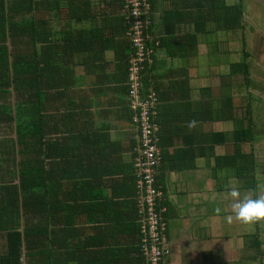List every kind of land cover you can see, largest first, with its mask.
Wrapping results in <instances>:
<instances>
[{"label": "crops", "instance_id": "obj_1", "mask_svg": "<svg viewBox=\"0 0 264 264\" xmlns=\"http://www.w3.org/2000/svg\"><path fill=\"white\" fill-rule=\"evenodd\" d=\"M36 1L38 0H33L34 3ZM76 1L79 3L81 0ZM88 1L91 2L89 17H84L82 21L68 19L65 4L61 11L63 18L50 17L52 13L49 12L48 16H42L51 21L54 28L67 21L74 28L76 36L92 34L91 31L96 30L98 32L103 18H113V21L105 23L109 31L113 24L117 28L114 30L115 36L107 39L110 44L105 47L106 61L103 69L97 70L95 65L89 68L88 55L75 51L76 63L72 66V74L59 80L62 86L66 84V80L71 79L69 86L54 87V79L50 82L45 79L42 81L43 92L39 95L40 98L34 99V102L40 101L52 138H58L61 134V138L66 135L73 137L61 141L62 145H57L58 150L63 148L74 154L46 163L48 175L53 179H62L65 191L60 194L64 198L59 199L55 205L48 206L39 220L42 222L43 233V244L39 250L42 251V264H140L138 244L142 234L137 228V223L140 226L137 193L120 194L121 191L133 189L128 176L134 169V147L137 143V128L129 119L128 96L122 93L127 72L120 62L122 57L118 58L127 51H123L125 48L120 47V44L116 46V43L123 40L120 33L122 26L119 18L117 20L121 13L112 5L113 0ZM151 2V39L160 42L162 37L183 36L187 30H192L185 23V18H188V12L193 9L189 10L182 4H192L193 0ZM248 3L253 4V1L249 0ZM254 5L257 6L256 12L260 13V5L264 7V0H254ZM245 6L244 0V11ZM102 8L112 12L111 15H102ZM39 10L47 12L42 7ZM244 20L248 21L245 12ZM55 30L61 31L58 28ZM58 35L61 36V33ZM239 42L241 47L242 42ZM210 46L206 41L200 42L196 57L188 54L170 55L173 49L171 46L157 47L152 53L155 64L152 82L157 83L163 92L159 104L165 108L164 111L161 110L164 117L160 126L161 137L167 144L165 157L162 156L160 160L159 178L168 227L169 252L166 264H264V220L241 223L234 217L228 218L231 199L227 196V190L230 187H239L242 195H254V191L244 186L243 179L237 177L233 169L215 157L232 153L234 144L219 143L214 146L215 155L211 151L209 133L232 131L234 125L228 121L211 122L197 118L195 101L187 105L189 99H203L201 88L214 89L218 84H215L216 79H222L224 69L228 68V61L209 59L204 62L203 68V62L198 58L209 55L212 49ZM234 47L229 52H237ZM217 54L222 55L220 52ZM62 60L63 58L61 62ZM47 71L43 72L45 78L46 75L51 78L65 76V71H58L56 74ZM187 77L192 93L189 97H184L188 93L185 83ZM205 79H210L209 83ZM217 86L221 90L223 81ZM232 86L236 101V86L242 87V83L235 82ZM63 87L70 89L61 91ZM220 90L212 95L218 96ZM174 105L176 108L169 109ZM86 131L95 140L89 143V147L88 138L83 141L80 136L86 134ZM252 147L255 151L254 142L249 143L248 150H244V144L242 145L246 152ZM88 148H99V152L96 156L81 155L82 149L83 153H88ZM62 164H71V169L75 172L74 181L70 179L73 172L63 171ZM80 182L84 188L79 186ZM257 188L256 193H259V186ZM74 193L77 201L73 203L74 210L71 212L69 196ZM108 202L112 204L111 207L114 206V210L103 206ZM216 209L220 211L217 212ZM37 222L32 221L31 224ZM21 228L23 229V220ZM259 240L262 255L259 254ZM6 251L5 232L0 229V255ZM22 259L26 262L25 254Z\"/></svg>", "mask_w": 264, "mask_h": 264}, {"label": "trees", "instance_id": "obj_2", "mask_svg": "<svg viewBox=\"0 0 264 264\" xmlns=\"http://www.w3.org/2000/svg\"><path fill=\"white\" fill-rule=\"evenodd\" d=\"M52 1L38 0L34 3L33 0H0V229L5 232L7 241V251L0 255V264H21L24 254L27 264H42V251L39 249L43 244V233L42 222L39 220L48 206L51 207L59 199L64 198L60 194L65 191L62 179H53L48 175L46 163L49 160L55 161L74 156L73 152L57 148L58 144L62 145L61 141L73 139V137L66 135L61 138L63 136L61 134L58 138H52L50 130L47 128V121L43 117L40 101L34 102V99H37L43 92L42 81L47 79L50 82L54 79L53 86H60L62 83L59 80L67 78L74 70L72 66L76 63L75 51L88 55L89 68L95 65L97 70L103 69L106 61L105 47L110 44L107 39L110 36H115L114 30L117 28L116 24H111L112 28L109 31L108 27H105V23L113 21V18H103L98 32L97 30L91 31L92 34L87 33L86 35L78 33L79 37L76 36L74 28L67 21L60 24L59 27L55 26L61 30L57 32L54 31L52 22L43 17L37 18L36 15H31L32 17L28 19L23 16L17 17L21 14L32 13L34 8L42 7L45 11L52 13L50 17L63 18L61 11L64 4L68 9L66 14L68 19L82 21L84 17H89L88 8L91 6V2L88 0H81L79 3L76 0ZM112 5L121 13L117 16V20L119 18L122 26L120 33L123 40L116 43V46L120 44V47L124 46L125 48L123 51H127L118 58L122 57L120 62L124 64L127 72L122 93L128 96L129 119L134 123V110L130 106L128 77L129 58L135 52V48L131 44L130 37L126 34L128 26L122 13L124 1L113 0ZM182 6L188 7L189 10L193 9L188 12V18H185V23L191 26L192 30H187L183 36L162 37L160 42L157 39H151L150 35L148 46L152 47V53L157 47L171 46L173 49L170 51V55L188 54V56L196 57L198 44L202 42V38L209 39L214 51L220 52L222 55L227 52L229 55L233 53V51L229 52L231 49L229 47L234 41L242 42L241 60L240 58L237 61L227 60V70L229 71L227 74H223L222 79L225 76L230 79L223 81L220 94L214 96L211 87H203L200 92L202 95L204 94V98L189 99L187 105L189 106L195 101L197 118L211 122L218 120L232 122L234 125L232 131H211L209 133L211 151L215 155L214 146L216 144L233 142L234 151L232 153L215 155V157L219 162H224L228 168L233 169L237 177L243 179L244 186L252 189L255 195L259 183L255 151L253 147L248 152L242 149L244 143L253 144L256 134L250 97L252 77L249 58L251 54L246 46L247 27L249 28L250 25L248 21L244 20V0H193L192 4H182ZM100 13L109 16L112 12L102 8ZM58 33H61V36ZM227 44L229 45L228 51L225 48ZM128 50L130 54H128ZM151 60V62L145 63L141 77L145 88L152 86L158 97L161 98L163 92L160 91L157 83L153 84L152 82L155 77L152 74L155 66L153 54ZM44 70L54 74L58 71H65V76L59 75L58 78H51L46 75L45 78ZM238 76L243 79V85L247 89L246 95H241L242 98L247 99L248 105L244 114L239 113L241 110L235 102V94L232 92V85H234V81H237ZM65 83L62 86L68 87L71 79L66 80ZM185 83L188 93L184 97H189L192 87L188 84V77ZM48 85L51 86V84ZM65 87L61 91L70 89ZM237 97L240 95L237 94ZM174 108H176L175 105L169 107V109ZM164 109L163 105L158 103L156 121L159 125V143L163 158L166 154L167 144L161 137L160 126L161 123L163 124L164 117L161 110L164 111ZM80 136L83 141L88 138L87 147H89V143L95 142L89 131H86L84 135L80 134ZM137 145L138 140L134 147L133 157L136 155ZM86 152L88 153H83L82 149L81 155L96 156L99 148H88ZM72 167L74 166L72 165ZM61 169L69 173L74 171L71 169V164H62ZM74 173L70 178L72 181H74ZM128 179L131 185L133 184L132 191H121L120 194L132 192L135 195L137 193L135 166ZM79 186L84 188L81 182ZM69 199L72 207L70 211L73 212V203L77 201L75 193L69 196ZM111 205L110 202L107 205L103 204L107 209L114 210V206L111 207ZM164 214L166 216V213ZM22 220L23 229L21 228ZM32 221L38 222L31 224ZM137 228L140 231L138 223ZM139 240L140 264H144L146 259L140 248L141 238ZM258 246L259 254L262 255L260 240Z\"/></svg>", "mask_w": 264, "mask_h": 264}, {"label": "built area", "instance_id": "obj_3", "mask_svg": "<svg viewBox=\"0 0 264 264\" xmlns=\"http://www.w3.org/2000/svg\"><path fill=\"white\" fill-rule=\"evenodd\" d=\"M126 33L135 52L129 59V97L134 110L138 145L134 157L137 208L141 230L140 248L145 264H166L168 255L166 207L159 181L161 146L156 121L159 97L152 86L145 88L141 72L151 62L152 47L148 46L152 24L151 0H123ZM148 42V43H147ZM21 264H26L22 259Z\"/></svg>", "mask_w": 264, "mask_h": 264}, {"label": "rangeland", "instance_id": "obj_4", "mask_svg": "<svg viewBox=\"0 0 264 264\" xmlns=\"http://www.w3.org/2000/svg\"><path fill=\"white\" fill-rule=\"evenodd\" d=\"M249 0H245L246 6H245V16L248 19L250 27H247V33H246V43H247V49L250 52V67H251V77H252V85L250 87L251 91V108L253 110V123L255 128V140H254V146H255V152L257 157V174H258V186H259V192H264V7L260 5L261 12H256V5L248 3ZM254 9V10H253ZM33 15H36L37 17H42L43 15L48 16L47 12H40L39 9H36L32 14L31 13H25L18 15L17 17L20 18V16H23L25 18H31ZM210 39L212 37H209ZM202 41H206L208 44H210L209 39L202 38ZM239 41H234V43L229 48H236L237 52H233L230 55L224 54L219 55L214 51L213 46L210 51L209 55H202L199 56L198 60L203 62V68L205 67L204 62H206L208 59L210 61H220L224 62L227 60H234L237 61L241 57V51L242 48L239 46ZM228 44L227 50L223 48L224 50L228 51ZM230 49V50H231ZM241 60V59H240ZM207 66V65H206ZM206 69V68H205ZM223 71V70H222ZM225 74L228 73L229 70H225ZM219 78V77H218ZM216 79L217 82L215 84L222 83V81H228L230 77L225 76L223 79ZM207 83H209L210 79H205ZM214 81V80H213ZM237 84L239 82L242 83V87L236 86V93L240 95V97H237V100L235 101L239 109V113L244 114L246 112L247 105V99L242 98L241 95H246L247 89L243 85V79L238 76L237 81H235ZM214 84V85H215ZM217 84V85H218ZM215 85L214 89H212V92H219L220 86ZM241 105V106H240ZM249 143H244V150H248Z\"/></svg>", "mask_w": 264, "mask_h": 264}, {"label": "clouds", "instance_id": "obj_5", "mask_svg": "<svg viewBox=\"0 0 264 264\" xmlns=\"http://www.w3.org/2000/svg\"><path fill=\"white\" fill-rule=\"evenodd\" d=\"M227 196L231 199L229 219L234 217L241 223L264 220V192L253 196L242 195L239 187L233 186L227 190Z\"/></svg>", "mask_w": 264, "mask_h": 264}]
</instances>
